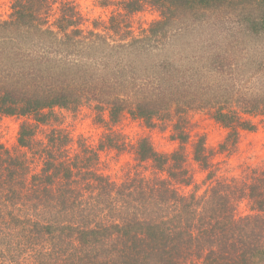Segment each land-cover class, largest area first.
I'll list each match as a JSON object with an SVG mask.
<instances>
[{
  "label": "trees",
  "instance_id": "16d2710c",
  "mask_svg": "<svg viewBox=\"0 0 264 264\" xmlns=\"http://www.w3.org/2000/svg\"><path fill=\"white\" fill-rule=\"evenodd\" d=\"M122 4V12L109 19L107 34L98 25L84 30L83 16L68 0H12L10 17L0 20V45L8 59V66L0 60V116L26 117L16 149L0 145V264H264V166H250L239 176L217 175L201 136L193 145V159L207 175L201 185L196 181L185 153L187 107L177 101L194 84H169L171 73L162 78L164 86L156 87L126 77L119 90L112 83L114 90L95 103L101 117L108 113L111 132L127 113L147 122H172L178 149L160 153L146 137L135 147L137 160L154 168L152 177L112 180L98 169V150L82 141L69 146L65 131L53 124L56 108L76 109L87 96L79 90L78 74L87 80L83 73L90 72L80 70L88 64L75 57L80 48L89 51L96 40L114 47L116 37L127 51L149 52L169 37L183 14L227 9L238 13L245 31L264 35V0ZM146 4L161 18L136 35L129 15ZM209 55L222 70L228 65L223 60H230L223 52ZM133 91L141 95L134 98ZM202 100L190 103L210 106L234 145L240 131L255 128L245 115L264 113V95ZM171 111L175 114L169 117ZM47 126L44 139H37ZM244 202L248 212L241 214Z\"/></svg>",
  "mask_w": 264,
  "mask_h": 264
},
{
  "label": "rangeland",
  "instance_id": "374dc122",
  "mask_svg": "<svg viewBox=\"0 0 264 264\" xmlns=\"http://www.w3.org/2000/svg\"><path fill=\"white\" fill-rule=\"evenodd\" d=\"M68 1L76 5L83 16L84 30L93 29L94 25H98V29L106 34L109 33L105 29L109 19L121 13L123 6V0ZM11 5L12 0H0V20L10 17ZM183 15L184 20L176 23L169 37L152 51L144 52L136 48L127 51L120 47L118 38L112 37L114 47L103 45L96 40L90 52L86 49L82 51L83 48L74 52L76 58L88 62L86 66L80 67V70L90 71L83 73L87 80L78 74L80 75L78 79L83 84L79 90H84L87 96L76 109L56 108L57 118L53 124L65 131L69 146L76 148L79 144L73 142L82 141L98 150V169L114 181L121 183L127 177H135L134 175L145 177L155 175L150 163H140L136 158L135 147L140 138H149L160 153H171L179 147V142L172 138V122L167 119L154 118L153 122H147L144 119L133 118L127 113L118 124L112 126L115 134L111 132L108 113L103 112L101 117L95 103L109 95L104 92L109 93L114 88L119 90L126 77L136 85L148 84L156 87L164 86L166 83L162 78L166 73H171L173 77L167 80L169 84L174 85L177 82L181 87L194 84L189 91L178 94L177 101L181 107H187L186 128L190 133V139L186 144L185 153L188 157V166L200 185L207 173L194 161L193 145L201 136L205 139V146L217 169V175L239 176L250 166H264V113L245 115L253 121L255 128L240 131L234 145L233 137L228 140L230 130L214 119L210 106L196 107L190 103L194 102L195 98H201L206 102L209 98L232 97L234 102L237 99L244 101L257 95H264V35L245 31V27L240 23L241 18L233 9L219 13ZM129 16L132 30L136 35L161 18L159 11L150 4ZM5 50L3 43L0 45V60L2 59L8 66ZM215 51L230 56V60H223L224 63H228L223 70L219 63L216 66L213 60L211 61L209 54ZM2 63L0 61V66L3 67ZM76 71H79L78 68L74 72ZM112 83L115 84L114 88ZM88 89L96 95L93 96ZM140 93L133 91L131 96L138 98ZM161 102H165V99ZM171 114L169 117L175 113L171 111ZM24 120L26 117L0 116V145L16 149L18 132ZM45 129H48V126L41 128L37 139H44ZM31 153L30 158L34 157V152ZM30 162L34 168V163L31 160ZM205 187L203 185L200 192ZM181 190L189 192L191 187H181ZM247 210L244 202L239 213L245 214Z\"/></svg>",
  "mask_w": 264,
  "mask_h": 264
}]
</instances>
